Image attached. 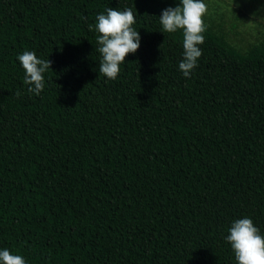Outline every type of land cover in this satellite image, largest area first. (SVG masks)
Segmentation results:
<instances>
[{
    "label": "trees",
    "instance_id": "16d2710c",
    "mask_svg": "<svg viewBox=\"0 0 264 264\" xmlns=\"http://www.w3.org/2000/svg\"><path fill=\"white\" fill-rule=\"evenodd\" d=\"M178 3L0 0V250L26 264H237L232 223L264 235V40L239 49L204 18L185 78L182 32L159 22ZM110 7L131 8L141 36L115 81L94 30ZM25 51L51 61L40 96Z\"/></svg>",
    "mask_w": 264,
    "mask_h": 264
},
{
    "label": "clouds",
    "instance_id": "9594fccd",
    "mask_svg": "<svg viewBox=\"0 0 264 264\" xmlns=\"http://www.w3.org/2000/svg\"><path fill=\"white\" fill-rule=\"evenodd\" d=\"M207 11L203 0H179L175 7L162 10L159 16L163 33L182 32L184 53L179 68L185 78H191L202 56L200 46L205 42L204 16ZM96 21L94 30L98 33L99 45L96 52L101 56L99 74L115 81L126 57L137 53L141 46L140 33L134 28L136 17L131 8L120 11L110 7L106 14H98ZM89 30H93V25H89ZM18 60L25 72L23 83L28 86V92L40 96L45 87V73L52 71L51 61L38 58L34 51H25ZM15 95L19 98L21 93L17 91ZM228 232L225 239L231 245L237 264H264V235L252 219L235 220ZM0 264H26V261L23 256L12 254L5 248L0 250Z\"/></svg>",
    "mask_w": 264,
    "mask_h": 264
},
{
    "label": "rangeland",
    "instance_id": "374dc122",
    "mask_svg": "<svg viewBox=\"0 0 264 264\" xmlns=\"http://www.w3.org/2000/svg\"><path fill=\"white\" fill-rule=\"evenodd\" d=\"M208 11L204 18L223 26L229 42L246 50L264 40V0H203ZM255 17V19H253ZM255 22L252 25L248 23Z\"/></svg>",
    "mask_w": 264,
    "mask_h": 264
}]
</instances>
